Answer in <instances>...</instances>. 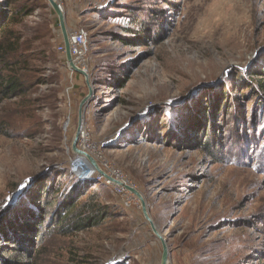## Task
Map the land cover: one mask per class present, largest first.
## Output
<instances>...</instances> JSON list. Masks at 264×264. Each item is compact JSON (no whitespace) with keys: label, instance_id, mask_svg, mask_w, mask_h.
<instances>
[{"label":"rangeland","instance_id":"rangeland-1","mask_svg":"<svg viewBox=\"0 0 264 264\" xmlns=\"http://www.w3.org/2000/svg\"><path fill=\"white\" fill-rule=\"evenodd\" d=\"M56 1L69 34H88L78 148L140 191L169 264H264V0ZM16 11L19 53L0 68L21 95H0V201L39 177L65 192L87 181L109 218L48 237L39 264H161L139 199L73 151L89 87L59 50L55 11L0 0V21Z\"/></svg>","mask_w":264,"mask_h":264},{"label":"trees","instance_id":"trees-1","mask_svg":"<svg viewBox=\"0 0 264 264\" xmlns=\"http://www.w3.org/2000/svg\"><path fill=\"white\" fill-rule=\"evenodd\" d=\"M3 14V13H2ZM21 13L3 15L0 21V66L9 65L19 53L14 18ZM4 18V19H3ZM64 42L62 46H64ZM258 91L264 97V71ZM0 95L14 98L21 95L18 79L6 78L0 68ZM31 186L16 207L0 201V264H39L41 245L53 234L70 236L101 225L109 218L108 207L89 182L77 183L67 192L57 181L41 180ZM87 182V183H86ZM22 197V196H21Z\"/></svg>","mask_w":264,"mask_h":264},{"label":"water","instance_id":"water-1","mask_svg":"<svg viewBox=\"0 0 264 264\" xmlns=\"http://www.w3.org/2000/svg\"><path fill=\"white\" fill-rule=\"evenodd\" d=\"M52 9L55 11L58 20H59V24H60V29L63 35V39H64V44L66 47V59L68 62V67L69 69L74 72V73H78L80 75H83L86 78V82L88 84L89 87V95L82 101L81 103V107H80V112H79V119H80V126H79V130L77 133V136L74 140L73 143V151L76 155H78L79 157H85L86 161H81L82 164L84 165H88L87 167L89 169H93V171L97 172L100 176V178H104L106 181H109L111 183H113L114 185L118 186V187H123L126 190L130 191L131 193H133L141 202V206H142V211H143V215L144 218L147 222V224L150 226L151 231L153 233V235L155 236V238L160 242L161 246H162V257H161V264H169L170 263V250L168 247V243L166 241V239L161 235V233L159 232L158 227L156 226L155 222L153 221V219L151 218L148 208H147V204L146 201L143 197V195L140 193V191H138L137 189L127 185L125 182L114 179L112 177H110L109 175H107L98 165L97 161L90 156L88 153L80 150L78 148V141L80 139V136L82 135L83 132V122H84V112H85V108L87 107V104L89 102V100L92 98L93 93H94V89L90 83V75L85 71L80 69L71 54V49H70V38H69V31H68V27H67V19H66V15L65 12L63 10V8L61 7V5L56 1V0H47ZM79 161V160H78ZM92 176L93 172H90L89 174ZM41 177L35 179L32 183V185L34 183H36ZM31 185V186H32ZM30 189L29 186H27L26 188L23 189V194L21 195L22 197L20 198L19 201L13 202L12 206L13 208L16 207L23 199V197L25 196V194H27L28 190Z\"/></svg>","mask_w":264,"mask_h":264},{"label":"built area","instance_id":"built-area-1","mask_svg":"<svg viewBox=\"0 0 264 264\" xmlns=\"http://www.w3.org/2000/svg\"><path fill=\"white\" fill-rule=\"evenodd\" d=\"M69 38L72 57L79 68L83 67L85 64V55L88 49V34L84 29H80L70 33ZM59 50L61 53L66 54L65 45L61 46ZM86 177L90 178L92 176L87 175Z\"/></svg>","mask_w":264,"mask_h":264},{"label":"bare ground","instance_id":"bare-ground-1","mask_svg":"<svg viewBox=\"0 0 264 264\" xmlns=\"http://www.w3.org/2000/svg\"><path fill=\"white\" fill-rule=\"evenodd\" d=\"M83 157V156H82ZM79 158H81V157H79ZM84 160L86 159L85 157L83 158ZM78 160H80V159H78Z\"/></svg>","mask_w":264,"mask_h":264}]
</instances>
